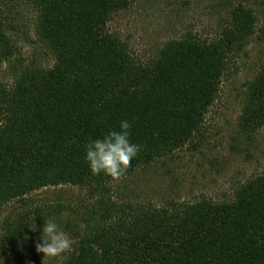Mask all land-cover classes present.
I'll list each match as a JSON object with an SVG mask.
<instances>
[{"label":"trees","instance_id":"trees-1","mask_svg":"<svg viewBox=\"0 0 264 264\" xmlns=\"http://www.w3.org/2000/svg\"><path fill=\"white\" fill-rule=\"evenodd\" d=\"M29 1L35 35L54 64L15 65L12 83L0 87V208L23 204L20 218L2 222V257L20 256L33 222L43 226L44 208L29 207L27 198L69 186L88 190L94 203L81 225L66 226L73 244L61 264H264V174L223 204L144 208L114 202L110 189L204 145L222 81L257 35L255 13L238 6L218 37L186 35L142 63L108 28L134 0ZM2 36L0 60L9 61ZM246 87L238 133L251 138L264 128V68ZM122 120L142 150L120 178L93 175L85 145ZM56 209L63 213L61 203Z\"/></svg>","mask_w":264,"mask_h":264},{"label":"rangeland","instance_id":"rangeland-1","mask_svg":"<svg viewBox=\"0 0 264 264\" xmlns=\"http://www.w3.org/2000/svg\"><path fill=\"white\" fill-rule=\"evenodd\" d=\"M241 5L257 16V35L222 81L219 97L205 120L208 134L204 145L198 151L187 148L153 168L113 182L110 189L114 202L144 208H179L204 199L223 204L233 200L242 184L264 174V128L251 138L238 133L242 94L264 68V0H134L130 9L114 15L108 28L126 43L137 62L145 63L165 44L186 35L202 39L218 37L230 23L233 10ZM35 18L36 11L29 0H0V36L8 39L13 52L9 61L0 60V87L12 83L15 65L53 66L52 54L35 35ZM88 194V190L69 186L48 188L32 194L26 203L31 208L43 207L45 218L55 219L66 231L67 225H81L87 216L94 203ZM59 203L63 205V213L55 214ZM22 205L13 202L0 208V240L2 222L7 217L12 221L17 215L20 218ZM33 224L32 230L36 229L24 243L20 256L8 253L9 256L2 257L0 250L1 261L11 264L64 261L71 247L53 258H45L36 251L42 226Z\"/></svg>","mask_w":264,"mask_h":264},{"label":"clouds","instance_id":"clouds-1","mask_svg":"<svg viewBox=\"0 0 264 264\" xmlns=\"http://www.w3.org/2000/svg\"><path fill=\"white\" fill-rule=\"evenodd\" d=\"M130 129L129 121L122 120L118 130H110L102 138L89 140L85 145L84 159L93 175L104 174L118 179L125 174L142 150V145L130 139ZM71 244L70 236L55 219H44L40 240L35 243L38 253L45 258L58 257L68 251Z\"/></svg>","mask_w":264,"mask_h":264}]
</instances>
